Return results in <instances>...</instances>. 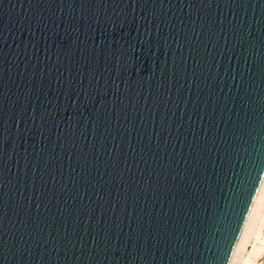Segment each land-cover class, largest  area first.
Returning <instances> with one entry per match:
<instances>
[{
    "label": "water",
    "instance_id": "water-1",
    "mask_svg": "<svg viewBox=\"0 0 264 264\" xmlns=\"http://www.w3.org/2000/svg\"><path fill=\"white\" fill-rule=\"evenodd\" d=\"M264 178V0H0V264H229Z\"/></svg>",
    "mask_w": 264,
    "mask_h": 264
},
{
    "label": "bare ground",
    "instance_id": "bare-ground-1",
    "mask_svg": "<svg viewBox=\"0 0 264 264\" xmlns=\"http://www.w3.org/2000/svg\"><path fill=\"white\" fill-rule=\"evenodd\" d=\"M264 253V178L229 264H258Z\"/></svg>",
    "mask_w": 264,
    "mask_h": 264
},
{
    "label": "rangeland",
    "instance_id": "rangeland-1",
    "mask_svg": "<svg viewBox=\"0 0 264 264\" xmlns=\"http://www.w3.org/2000/svg\"><path fill=\"white\" fill-rule=\"evenodd\" d=\"M258 264H264V253L259 257Z\"/></svg>",
    "mask_w": 264,
    "mask_h": 264
}]
</instances>
